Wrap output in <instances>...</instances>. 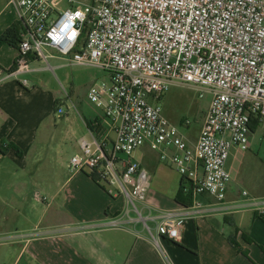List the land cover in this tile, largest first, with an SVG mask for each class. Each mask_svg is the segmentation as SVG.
<instances>
[{
	"label": "built area",
	"instance_id": "obj_1",
	"mask_svg": "<svg viewBox=\"0 0 264 264\" xmlns=\"http://www.w3.org/2000/svg\"><path fill=\"white\" fill-rule=\"evenodd\" d=\"M55 1L8 0L18 12L21 43L12 71L0 68V83L29 73L34 60L51 68L53 57L110 74L89 89L88 99L111 122L114 139L91 132L70 167L89 171L124 198V219L113 225L143 224L171 264L162 239L181 237L182 220L199 214L203 197L226 200L232 158L240 160L259 128L264 131V0H92L62 13ZM172 85L211 95L195 142L158 106ZM56 115L65 116V109ZM145 146L181 176L192 206L162 211L148 204L151 176L135 159ZM262 146L264 152V140Z\"/></svg>",
	"mask_w": 264,
	"mask_h": 264
},
{
	"label": "crops",
	"instance_id": "obj_2",
	"mask_svg": "<svg viewBox=\"0 0 264 264\" xmlns=\"http://www.w3.org/2000/svg\"><path fill=\"white\" fill-rule=\"evenodd\" d=\"M18 19L16 8L0 0V36ZM17 55L2 46L0 68L11 70ZM32 63L28 79L0 83V264H166L143 224L113 225L124 219L126 200L66 162L91 132L112 141L111 122L97 106L82 111L72 99L38 85L35 73L44 68ZM61 106L66 115L58 117ZM251 151L232 158V174ZM137 152L135 159L151 176L148 204L179 209L181 176L148 146ZM235 181L233 176L223 203L200 200L199 214L182 220L177 241L162 239L171 264H264V189L239 191Z\"/></svg>",
	"mask_w": 264,
	"mask_h": 264
},
{
	"label": "rangeland",
	"instance_id": "obj_3",
	"mask_svg": "<svg viewBox=\"0 0 264 264\" xmlns=\"http://www.w3.org/2000/svg\"><path fill=\"white\" fill-rule=\"evenodd\" d=\"M91 2L92 0H56L54 6L57 13H62L71 7L84 9L85 5H89ZM51 53L55 52L51 51ZM39 64L44 69L35 73L36 78L41 80L38 85L45 87L44 89L59 92L68 102L72 99L82 111L89 106L96 107L88 99L89 89L94 84H101L110 80L108 72L93 66H71L60 57L49 60L51 68H48L46 63L39 62ZM33 65L31 63V67ZM26 75L19 77L28 79L29 76ZM199 94V91L193 86L172 85L161 101L158 102L162 115L169 123L178 127L188 141H194L199 137L211 101L210 94L206 93L203 98H200ZM64 107L66 106L62 107L66 111ZM263 132V129L259 128L253 138L251 153L245 158L240 171L236 174L233 173L236 180L234 184L239 188V191L251 189L254 185L257 186L258 190L264 189ZM139 154L140 152H137L136 157ZM71 158H68L66 162L70 161ZM102 186L107 188L105 184Z\"/></svg>",
	"mask_w": 264,
	"mask_h": 264
},
{
	"label": "trees",
	"instance_id": "obj_4",
	"mask_svg": "<svg viewBox=\"0 0 264 264\" xmlns=\"http://www.w3.org/2000/svg\"><path fill=\"white\" fill-rule=\"evenodd\" d=\"M21 28H22L21 24L17 23L12 27H10L4 34H2L0 36V48L4 45H9L15 49H18L21 43ZM15 149L17 150V153L19 155L22 154V152L19 149L17 148ZM90 175L98 184H100L98 179L93 174ZM175 201L180 207L189 208L190 206H192L193 197L191 190L186 192L182 184V181H181L180 189L176 195ZM233 243L235 246H237V243L235 241H233Z\"/></svg>",
	"mask_w": 264,
	"mask_h": 264
},
{
	"label": "snow or ice",
	"instance_id": "obj_5",
	"mask_svg": "<svg viewBox=\"0 0 264 264\" xmlns=\"http://www.w3.org/2000/svg\"><path fill=\"white\" fill-rule=\"evenodd\" d=\"M65 27H67V25H65ZM73 35H75V33H73Z\"/></svg>",
	"mask_w": 264,
	"mask_h": 264
}]
</instances>
